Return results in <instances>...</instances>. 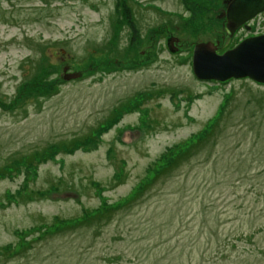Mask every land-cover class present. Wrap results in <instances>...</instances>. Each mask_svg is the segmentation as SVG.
I'll list each match as a JSON object with an SVG mask.
<instances>
[{
	"label": "rangeland",
	"instance_id": "rangeland-1",
	"mask_svg": "<svg viewBox=\"0 0 264 264\" xmlns=\"http://www.w3.org/2000/svg\"><path fill=\"white\" fill-rule=\"evenodd\" d=\"M220 1L0 0V264H264V81L191 69L264 11Z\"/></svg>",
	"mask_w": 264,
	"mask_h": 264
},
{
	"label": "water",
	"instance_id": "water-1",
	"mask_svg": "<svg viewBox=\"0 0 264 264\" xmlns=\"http://www.w3.org/2000/svg\"><path fill=\"white\" fill-rule=\"evenodd\" d=\"M264 8V0H228L225 7V26L231 34L239 25ZM170 39H176L171 36ZM171 43L169 40L168 44ZM210 41L193 44L191 69L200 79L225 80L229 77H249L264 81V33L246 36L232 47L221 52ZM76 72L62 74L64 79L74 77Z\"/></svg>",
	"mask_w": 264,
	"mask_h": 264
},
{
	"label": "trees",
	"instance_id": "trees-1",
	"mask_svg": "<svg viewBox=\"0 0 264 264\" xmlns=\"http://www.w3.org/2000/svg\"><path fill=\"white\" fill-rule=\"evenodd\" d=\"M124 10H125V8H124ZM121 110V108L120 109H117V111L119 112ZM215 119V118H214ZM214 122V120L211 122V124L208 126V128H207V130H205V131H202V133H200V134H198V137L199 136H206V134L210 131V129H211V125H212V123ZM96 133V132H95ZM93 134V135H92ZM92 136V137H91ZM93 136H94V130L93 131H91V135H85L84 136V140H77L76 139V143H79V144H81V141H83V143H85L87 140H94L93 139ZM92 138V139H91ZM63 146H65L64 144H62ZM187 150V148H184L183 149V151L182 152H175L172 156H171V158H170V160H168V162L167 163H165V164H163V165H161V167L158 169V171H157V173L160 171V173L161 174H164L170 167H172V166H174V165H176L177 164V162H178V159L180 158V156L185 152ZM12 161V160H11ZM1 174V173H0Z\"/></svg>",
	"mask_w": 264,
	"mask_h": 264
},
{
	"label": "flooded vegetation",
	"instance_id": "flooded-vegetation-1",
	"mask_svg": "<svg viewBox=\"0 0 264 264\" xmlns=\"http://www.w3.org/2000/svg\"><path fill=\"white\" fill-rule=\"evenodd\" d=\"M227 1L228 0H221L220 1V3L217 5V7H218V9H219V11H218V15L222 18V19H224V20H226V16H225V7H226V3H227ZM264 10H262V11H260V13L261 12H263ZM223 26H224V28H225V31L226 32H228V30H227V28H226V26H225V21L223 22ZM241 27H243V24H241V25H239L231 34H229V35H233L234 33H237L239 30H240V28ZM229 33V32H228ZM178 39H173V41H177Z\"/></svg>",
	"mask_w": 264,
	"mask_h": 264
}]
</instances>
